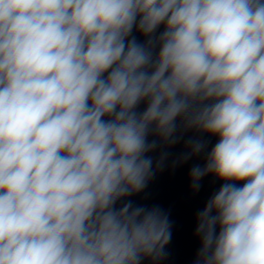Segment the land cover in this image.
I'll return each instance as SVG.
<instances>
[{
	"label": "clouds",
	"instance_id": "obj_1",
	"mask_svg": "<svg viewBox=\"0 0 264 264\" xmlns=\"http://www.w3.org/2000/svg\"><path fill=\"white\" fill-rule=\"evenodd\" d=\"M193 160V264H264V0H0V264H160Z\"/></svg>",
	"mask_w": 264,
	"mask_h": 264
},
{
	"label": "water",
	"instance_id": "obj_2",
	"mask_svg": "<svg viewBox=\"0 0 264 264\" xmlns=\"http://www.w3.org/2000/svg\"><path fill=\"white\" fill-rule=\"evenodd\" d=\"M138 35V38H141L142 39V37H139V34H137Z\"/></svg>",
	"mask_w": 264,
	"mask_h": 264
}]
</instances>
